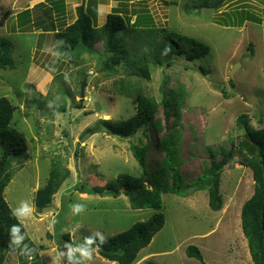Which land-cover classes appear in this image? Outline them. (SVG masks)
<instances>
[{
  "label": "rangeland",
  "instance_id": "obj_1",
  "mask_svg": "<svg viewBox=\"0 0 264 264\" xmlns=\"http://www.w3.org/2000/svg\"><path fill=\"white\" fill-rule=\"evenodd\" d=\"M46 1L0 0V44L9 62L0 67V98L16 107L12 127L27 139L23 156L11 163L12 180L4 197L28 237L15 253L0 246V264H63V255L66 264L74 259L80 264H117L85 245L120 234L157 211L133 210L127 196H114L107 185L124 174L143 175L132 146L149 147V172L159 168L165 154L157 146L162 132L151 128L144 135L140 130L125 139L111 135L104 123L133 118L137 98L146 96L158 102L155 118L162 127L171 125L174 117L170 123L165 120L162 92L168 77L167 94H183L179 159L186 183L209 167L210 149L221 160L222 149L229 151L245 140L240 122L244 115L251 129L264 130V23L246 22L236 28L221 25L226 15L239 8L264 21V0H229L220 11L205 7L206 0H127L131 24L136 21L135 12L145 11L153 17L156 29L195 38L210 48L208 55L191 61L185 44H181L182 55L168 50L170 58H164L161 67L150 65L149 80L117 64L118 56L108 52L104 40L66 55L56 50L51 31L18 25V15L27 9L33 20L43 18L38 5ZM88 1L65 0L66 13L56 30L75 23L77 9L87 7ZM97 3L98 26L102 27L118 2ZM188 5L203 7L201 15L189 12ZM110 59L114 73L105 67ZM236 65L239 68L233 72ZM58 161L64 182L51 207L39 211L36 193L47 184ZM253 193L252 171L236 157L221 174L220 212L210 210L207 191L192 189L186 198L162 194L165 227L134 264H202L188 257L189 246L201 251L206 264H254L241 221L242 208ZM64 235L70 236L71 248Z\"/></svg>",
  "mask_w": 264,
  "mask_h": 264
},
{
  "label": "trees",
  "instance_id": "obj_2",
  "mask_svg": "<svg viewBox=\"0 0 264 264\" xmlns=\"http://www.w3.org/2000/svg\"><path fill=\"white\" fill-rule=\"evenodd\" d=\"M115 1L118 2V7L113 9L102 27L98 26L97 0H89L87 7L80 6L77 9L75 23L59 31L56 30V24L66 13L65 0H47L38 5L40 9H43V18L33 20L31 11L27 9L18 15L17 21L21 28L35 27L38 30H44L45 33L51 31L56 50L66 55L77 51L82 46L93 45L96 41L104 40L108 52L118 56L117 64L127 67L133 76L146 80H149L151 76V64L161 67L163 59L170 58L168 50L177 55L184 53L181 44H185L190 49L186 55L190 61L198 60L210 53L207 44L200 40L167 29H156L154 19L148 12H135L136 21L131 24L128 16L129 1ZM228 1L206 0L205 7L220 11ZM186 8L189 12L196 10L194 13L201 15L203 7L188 5ZM246 22L264 23L261 17L250 10L239 8L230 15H226L221 25L236 28L243 26ZM143 26L145 30L140 29ZM1 47H3L2 43L0 44V67L5 68L9 63L6 62L8 56L3 55ZM114 65L111 59L105 62V67L112 73L116 72ZM167 84L168 77L164 81L162 92L165 120L170 123L172 116L174 117L171 125L162 127L161 120L155 118L159 112L158 102L146 96L137 98V113L133 118L118 124L104 123L111 135L125 139L134 137L140 130L144 131V135H147L151 128H154L157 133L162 132L157 146L165 155L157 170L153 169V172H149L146 168L149 147L134 145L132 153L143 168V175L135 177L124 174L107 185L109 192L114 196L121 194L127 196L133 210L150 209L157 212L149 220L136 223L130 229L107 240L96 239L94 244L85 245V248L96 249L100 257L110 262L134 264L139 253L147 248L165 227L166 217L161 212L162 194L186 198L192 189L207 191L210 210L220 212L223 209L221 174L234 158L240 157L241 164L252 171L254 181V193L242 208V230L248 242L252 261L254 264H264V130L251 129L244 115L240 122L246 131L245 140L229 151L222 149L221 160L217 159L216 153L210 149L208 151L209 167L199 178L186 183L180 171L182 161L179 159L182 142L179 129L181 127L179 102L183 100V94L168 95L165 89ZM15 112L16 107L10 100L5 97L0 98V246L10 253H15L18 247L28 242L24 224L15 215L4 197L5 189L12 180V173L9 170L11 163L19 160L27 149L26 137L12 127ZM55 163L47 184L36 193L35 205L39 211L51 207L54 195L64 182L61 162ZM63 239L67 247L73 246L69 235H64ZM30 250L32 252V248ZM186 252L188 257L206 264L197 247L189 246ZM68 264H80V260L74 259ZM145 264L155 263L147 261Z\"/></svg>",
  "mask_w": 264,
  "mask_h": 264
},
{
  "label": "water",
  "instance_id": "obj_3",
  "mask_svg": "<svg viewBox=\"0 0 264 264\" xmlns=\"http://www.w3.org/2000/svg\"><path fill=\"white\" fill-rule=\"evenodd\" d=\"M238 68H239V65H236L233 69V72H236L238 70ZM85 86H86V81H84L82 84V91H81V97L82 98H84V96H85ZM96 108H97V111H99L100 107L98 105L96 106ZM62 260H63V264H66L65 255L62 256Z\"/></svg>",
  "mask_w": 264,
  "mask_h": 264
}]
</instances>
